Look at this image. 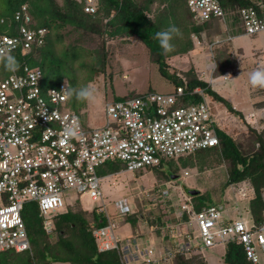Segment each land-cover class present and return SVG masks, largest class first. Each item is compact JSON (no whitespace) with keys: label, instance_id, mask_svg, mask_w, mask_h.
Returning a JSON list of instances; mask_svg holds the SVG:
<instances>
[{"label":"built area","instance_id":"1","mask_svg":"<svg viewBox=\"0 0 264 264\" xmlns=\"http://www.w3.org/2000/svg\"><path fill=\"white\" fill-rule=\"evenodd\" d=\"M94 0H86L85 12L94 13ZM252 4L239 10V22L246 36L264 35V0H248ZM187 7L198 23L218 18L225 23V12L220 0H187ZM21 22L14 37L0 36V49L20 50L27 54L44 43L47 30L28 29L31 19L27 7L22 6L14 16ZM227 31L226 24L224 32ZM227 37L224 40H231ZM41 72L23 67L22 72H11L0 82V252L30 250L22 217L25 204L37 205L44 219V229L53 231V218L66 211L68 203L86 198L97 202L99 212L106 219L103 227L92 231L99 252L115 250L121 264H162L176 254L202 253L205 249L240 244L249 264H261L264 256V189L261 191L263 219L255 226L252 218H242L235 204L232 208L208 206L196 211L182 187L177 188L178 224L166 225L171 248L132 244L121 247V238L114 232V218L131 211L126 200L116 204L115 215L110 214L103 201L101 177L97 169L105 162H120L124 172H145L158 167L163 160L192 154L218 145L216 114L209 97L201 88L191 94L201 101L176 107L185 87L171 94L143 93L119 101H106L104 120L99 127L84 124L78 114L62 110L68 97L64 81L43 91ZM213 81V80H212ZM211 80L209 85H211ZM82 114L85 113L83 110ZM77 119L82 129L81 138H67L64 127ZM250 118V116H249ZM106 175V176H112ZM189 173L183 172L187 177ZM105 177V176H104ZM164 188L158 198L172 205L170 192ZM54 213V214H53ZM230 214H234L235 218ZM184 216L187 217L183 222ZM185 225V232L178 228ZM173 227V229H170ZM163 240V239H162ZM172 247L175 249L172 251Z\"/></svg>","mask_w":264,"mask_h":264},{"label":"trees","instance_id":"2","mask_svg":"<svg viewBox=\"0 0 264 264\" xmlns=\"http://www.w3.org/2000/svg\"><path fill=\"white\" fill-rule=\"evenodd\" d=\"M0 1L2 3L0 5V36L14 37L18 34L21 22L15 21L14 16L22 6L27 7L31 19L27 25L28 29L47 30L44 43L40 47H33L27 54H21L19 49L11 53L19 62L18 73L22 72L25 66L41 72L40 85L43 91L56 87L64 81L67 87L73 88L90 85L97 76L104 75L108 70L110 53L113 50L105 46V39L122 41L136 39L146 48L147 62L156 65L161 77L168 80L174 87L173 91L162 94H171L177 87H185V93L178 99L176 107L200 102L201 98L190 92L195 88H201L210 98L211 106L214 102H218L227 108L234 115L232 120L237 119L244 124V130L237 137L230 135L225 125L224 128L216 127L217 146L201 149L178 158L163 160L158 167L150 170L158 169L161 173L162 166L171 164L168 167L169 172L172 176H176L182 167L194 169L197 166L201 169L204 166L206 169L205 166L216 168L224 165L226 177L220 189V197L230 186L233 188L243 184V186H248L237 195L249 196L245 211L252 218L255 226L261 224L263 219L261 191L264 189V125L250 126L247 117L233 110L230 103L214 91L208 82L200 78L193 68H188L180 75L175 71H170L169 68V62L173 57L188 54L194 49L191 36L201 38L204 33L206 39L209 40V57L214 64L211 75L220 77L227 71L237 68L233 56L226 58L222 52L226 50V47H232L231 42L224 40L213 43L210 38L213 34L216 37L223 34L231 38L241 35L243 32L241 33L242 30L238 29L237 24L239 19L232 14L237 9L251 6L250 1L220 0L225 12V23L218 18L198 23L187 7V0H94V13L85 12L86 0H61V4L58 0ZM184 7L188 12L184 11ZM170 24L179 27L182 36L172 41L175 46L174 50L165 53L155 34L166 29ZM225 24L226 32H224ZM99 37H103L104 41H98ZM10 74L11 72L0 64V82L8 78ZM112 76L113 74H108L110 81ZM142 94L132 92L123 97L113 96L110 101L124 100ZM86 106L87 101H78L73 96L68 98L62 110L78 114L83 122L84 114L81 112ZM256 108L263 110L264 101L256 103ZM259 120V123L264 121V114ZM195 158H197L196 165L191 162ZM122 170H124V165L120 162H105L97 169V174L111 175ZM158 177L169 180L168 175L160 174ZM212 195L210 191L207 194L198 191L197 195L192 196L191 200L195 210L200 211L208 206H220L227 209L225 201L213 199ZM80 201L68 203L65 212L54 216V228L50 233L44 229V219L39 215L37 205L33 202L25 204L22 217L30 250L0 252V264H121L117 251L99 252L92 235L94 229L105 226L104 214L99 212L98 208H83ZM236 201L237 205L243 202L242 198H237ZM168 205L171 206V203L168 202ZM118 218H120V223H128L132 227H135L139 221V217L133 211ZM186 219L187 217L184 216L182 221L185 222ZM156 220L161 223V229L155 232L156 236L160 237L162 233V239H167L166 232L169 230L166 225L169 226L168 223L174 224L177 221L166 220L165 214L158 216ZM165 228V232H160ZM179 229L185 232V225H181ZM51 236H55L54 242L50 241ZM184 257V255L176 254L172 260L162 264H173L176 259H181L180 262H182ZM223 263L249 264L242 246L235 242L225 246Z\"/></svg>","mask_w":264,"mask_h":264},{"label":"rangeland","instance_id":"3","mask_svg":"<svg viewBox=\"0 0 264 264\" xmlns=\"http://www.w3.org/2000/svg\"><path fill=\"white\" fill-rule=\"evenodd\" d=\"M58 2L61 4V0H58ZM0 5H2V3H0ZM153 9L156 10V7L153 6ZM184 11L188 12L186 7H184ZM232 16L235 18L238 17L239 19V10L237 9L234 11ZM237 24L238 29L241 31L242 26L240 22L237 21ZM205 36V33L201 38L191 36L194 49L188 54L176 56L170 60V71H175L179 75L188 68H193L198 72H204L205 75L202 73V75H200V73L197 74L200 78L208 81L210 80L208 78L212 77V83L216 81V90L223 91L224 95L220 96L230 103L233 110L241 112L243 117L246 116L250 126H263L264 121L259 123V118L264 114V109H257L256 103L264 101V88L252 87L249 84L248 77L249 73L256 69H264V35L260 34L251 37L242 33L233 38L231 42L232 47H226V50L222 52L226 58L233 56L237 63V68L227 71L225 76H221L223 78H216L211 75L214 64L209 57V40L206 39ZM224 39L223 34L218 37L213 34L210 38L213 43H219L224 41ZM100 40L104 41L103 37L98 41ZM105 41V46L109 47L110 50L112 49L113 54L110 53L107 66L108 70L105 74L97 76L94 79V82L90 84L96 88V96L95 100L87 101V108H85L86 111L83 117L84 124L92 127H99L103 124L105 117L103 113V105L106 101H110L113 96L123 97L132 92L145 93L149 91L168 93L174 89L173 85L168 80L161 77L157 66L147 62L146 48L136 39H130L128 41L105 39ZM108 74H113L111 81L108 78ZM215 78L216 80H214ZM228 94L230 97H228ZM212 110L215 114L217 113L215 119L219 122V126L224 128L223 126L225 125L227 132L230 135H233V137H237L238 134L244 130V124H242V121L237 119L232 120V116L234 115L220 103L214 102L212 104ZM191 162L196 165L197 158L192 159ZM187 164L192 165L191 163ZM170 165L171 164L162 166V170H160L161 173L158 169L134 173L121 171L109 177L103 173H99L98 176L103 178L101 179L100 187L104 194L103 201L107 211L110 214H113L116 211V204L121 200L127 199L131 211L135 212L139 217L138 222L141 223L142 228L151 230L155 234L156 231L161 229V223L156 220L158 216L165 214L166 220H176L175 212L178 209L179 201L176 194L178 190L173 186H178L182 187V190L187 196H190L188 194L189 190H198L202 194H207L210 191L213 194L212 198L216 200L222 199L225 201V204H227V208H232L235 206V202H237L236 199L242 198L243 202L237 206L240 208L242 218H248V214L245 210L249 196L246 197V194L244 197L241 194L237 195L238 192H241V190L246 187L248 188V186H243L244 184L242 186H234V188L230 186L223 192L222 197H220V189L226 177L224 165L216 168L205 166L206 169H204V166L201 169L197 166H195L194 169H186V167H182L179 174L176 176H172V173L169 172L168 167ZM185 171L189 173L187 177L183 176V172ZM160 174L168 175L169 180L159 179L158 175ZM162 185H165L166 190L170 192V197H172L171 206L162 203L158 198L160 191L164 188ZM248 194L250 195V193ZM239 200L241 201V199ZM80 202L83 208L93 209L98 206L97 202L92 203L84 197L81 198ZM230 216L235 218L234 214H230ZM175 224H178V221L171 225L174 226ZM165 231L166 228L160 230V232ZM50 241L54 242L55 236H51ZM155 243L158 242L155 241ZM171 243L172 241L169 239L166 246L171 248ZM131 244L132 241L128 243L124 238L121 240L122 248L130 246ZM140 245L142 246L144 244H141L140 242ZM149 245V243H146L144 246L148 247ZM172 248L173 251L175 247ZM203 251L205 258L203 257V253L194 252L190 255H184V261L180 262L181 259H176L173 264H182L185 262H187L186 264H207L206 261L210 264L212 257H214L216 261L218 259L217 262L220 264H223V254L225 252L223 246H219L215 249H205ZM191 256L193 257L190 258ZM261 264H264V256L261 257Z\"/></svg>","mask_w":264,"mask_h":264},{"label":"clouds","instance_id":"4","mask_svg":"<svg viewBox=\"0 0 264 264\" xmlns=\"http://www.w3.org/2000/svg\"><path fill=\"white\" fill-rule=\"evenodd\" d=\"M205 2L207 3V0H205ZM155 35L162 50L165 53H168L174 50L175 46L172 41L175 38L182 36V32L175 24H170L166 29L158 31ZM232 40L233 38L229 41L232 42ZM0 64H3L5 69L10 72L18 71L20 67L19 62L10 51L4 49H0ZM248 81L254 88H264V69H256L249 73ZM63 92L66 97L72 98L74 96L78 101H93L96 96V88L92 85L79 88L66 86ZM63 135L67 138L82 137V129L80 128L77 119L74 118L71 124H67L64 127Z\"/></svg>","mask_w":264,"mask_h":264},{"label":"crops","instance_id":"5","mask_svg":"<svg viewBox=\"0 0 264 264\" xmlns=\"http://www.w3.org/2000/svg\"><path fill=\"white\" fill-rule=\"evenodd\" d=\"M224 38H226V36L225 35H223V39ZM234 38V37H233ZM174 58V57H173ZM172 58V59H173ZM171 59V60H172ZM238 60V59H237ZM172 62V61H171ZM196 73H200V75H202V74H204L205 75V73L204 72H198L197 70H196ZM202 73V74H201ZM211 74H212V71H211ZM225 74H227V73H225ZM225 74L224 75H222V76H225ZM204 77V76H203ZM217 78V77H216ZM216 78L214 79V80H216ZM219 78H223V77H219ZM208 79H210L211 80V82H213L212 80V77L211 78H208ZM204 80V79H203ZM209 80V81H210ZM206 82H208L209 83V81L208 80H205ZM216 82V81H215ZM215 82L214 83H211V88L214 90V91H216V92H218V93H221L220 95H224L223 94V91H217L216 90V87H215ZM225 94H226V92H225ZM229 95V94H228ZM228 97H230V95L228 96ZM87 108V107H86ZM84 111H86V109L84 110ZM242 203V202H241ZM117 218V219H116ZM115 220H114V223H115V226H114V232H116L117 234H118V236L123 240V238L125 239V240H127V239H130V238H133V240H135L137 243H139V245H140V242H141V244H146V243H149V244H151V245H153L154 247H159V246H161V245H163V246H165V247H167L166 246V243L167 242H169L167 239H163L162 240V233H161V236L160 237H157L156 236V234H154V232L153 231H151V230H147V229H144V228H142V225H141V223H139V222H137V224L135 225V227H132V226H130L128 223H120V221L118 220V219H120V218H118V217H115L114 218ZM171 225V224H170ZM167 234H168V232H166ZM155 241L156 242H158V243H155ZM217 247H219V246H217ZM217 247H214V248H212V249H215V248H217ZM203 253V257H204V251L202 252ZM205 258V257H204ZM220 259V258H219ZM205 261H206V259H205ZM217 261H218V259H217ZM215 259H214V257H212L211 258V262H210V264H220L219 262H217ZM207 262V264H208V261H206ZM224 264V263H223Z\"/></svg>","mask_w":264,"mask_h":264},{"label":"water","instance_id":"6","mask_svg":"<svg viewBox=\"0 0 264 264\" xmlns=\"http://www.w3.org/2000/svg\"><path fill=\"white\" fill-rule=\"evenodd\" d=\"M188 194H189L190 196H195V195L198 194V191H196V190H189V191H188Z\"/></svg>","mask_w":264,"mask_h":264}]
</instances>
